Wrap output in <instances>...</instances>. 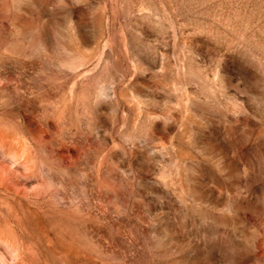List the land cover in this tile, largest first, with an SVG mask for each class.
Returning <instances> with one entry per match:
<instances>
[{"label": "rangeland", "instance_id": "374dc122", "mask_svg": "<svg viewBox=\"0 0 264 264\" xmlns=\"http://www.w3.org/2000/svg\"><path fill=\"white\" fill-rule=\"evenodd\" d=\"M0 264H264V0H0Z\"/></svg>", "mask_w": 264, "mask_h": 264}]
</instances>
